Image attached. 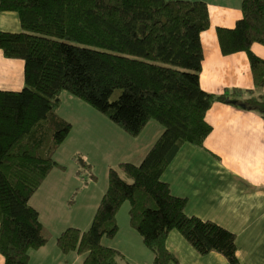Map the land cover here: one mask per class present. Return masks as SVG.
Segmentation results:
<instances>
[{
	"label": "trees",
	"instance_id": "obj_1",
	"mask_svg": "<svg viewBox=\"0 0 264 264\" xmlns=\"http://www.w3.org/2000/svg\"><path fill=\"white\" fill-rule=\"evenodd\" d=\"M19 15L21 32H0V50L25 63V86L0 90V254L6 264H32L46 246L31 198L57 168V152L72 123L57 109L68 92L139 136L152 120L163 133L140 164L112 168L109 185L86 231L68 228L57 239L81 264H122L106 239L119 231L117 213L128 202L131 225L155 256L170 264L167 238L177 230L202 256L222 254L239 264L235 234L186 212L163 175L184 144L202 148L213 130L207 112L230 103L264 115V94L231 99L201 86L202 34L211 27L209 5L191 0H0V13ZM235 27H218L223 55L246 52L256 86H264V0H243ZM238 94V91L233 93ZM232 94V95H233ZM119 250V251H118ZM131 264V263H127Z\"/></svg>",
	"mask_w": 264,
	"mask_h": 264
},
{
	"label": "crops",
	"instance_id": "obj_2",
	"mask_svg": "<svg viewBox=\"0 0 264 264\" xmlns=\"http://www.w3.org/2000/svg\"><path fill=\"white\" fill-rule=\"evenodd\" d=\"M192 1L207 3L211 18V27L202 34V88L212 94H231V99H235V91L240 99L249 98L251 94H264V86H256L248 54L223 55L219 43L217 28L236 26L243 18V0ZM4 31H22L17 13H0V32ZM252 51L264 60V45L255 43ZM24 70L23 60L7 58L0 50V90L23 89ZM206 120L213 130L203 147L184 144L165 171L163 180L169 184L173 195L187 199L189 215L215 222L235 234L239 264H264V115L235 104L217 102L207 112ZM162 133L163 126L155 120L150 121L136 137L145 141L137 143L139 145L123 158L133 163L137 159L142 161ZM71 144L76 145L70 133L56 155L58 163L65 168H55L40 189L47 184L57 189L63 186L60 183L64 178L59 177V173L67 170L65 157L75 164L72 160L74 152L69 148ZM40 189L31 198V204L39 211L41 221L42 209L51 220L56 195L51 188L48 193L39 195ZM134 236L140 252L148 259L152 251L137 233ZM167 248L175 257L170 264H230L217 252L202 256L177 230L170 232ZM30 254L32 264H63L61 258L67 257V253L57 243L52 246L50 240ZM131 261L139 264L142 258L131 257ZM0 264H6L1 254Z\"/></svg>",
	"mask_w": 264,
	"mask_h": 264
},
{
	"label": "rangeland",
	"instance_id": "obj_3",
	"mask_svg": "<svg viewBox=\"0 0 264 264\" xmlns=\"http://www.w3.org/2000/svg\"><path fill=\"white\" fill-rule=\"evenodd\" d=\"M233 96L239 98L238 94ZM252 96L251 94L250 97ZM61 99L57 113L73 125L71 137L76 145L71 144L69 148L74 152L72 160L75 164L70 163L66 156L67 170L59 173V177L64 178L60 183V186H63L57 189L47 184L39 192V195H44L51 188L56 195L55 197L53 193L56 205L51 220L43 209L41 212L43 230L50 233L52 246L68 228L76 227L81 231L90 228L108 188L110 170H120L123 163L129 162L123 156L145 141L143 138L131 136L108 116L70 93L64 92ZM137 160L134 164L141 163V159ZM61 188L63 189L60 192ZM129 207V203L125 202L119 209V231L114 239L105 238L106 242L120 250L119 262L122 264H133L131 257L137 260L142 258V263L139 264H154L153 252L148 254V259L140 252L137 238L134 236L135 233L139 234L130 223ZM61 259L63 264H81L84 256L77 252H68L67 257Z\"/></svg>",
	"mask_w": 264,
	"mask_h": 264
},
{
	"label": "water",
	"instance_id": "obj_4",
	"mask_svg": "<svg viewBox=\"0 0 264 264\" xmlns=\"http://www.w3.org/2000/svg\"><path fill=\"white\" fill-rule=\"evenodd\" d=\"M236 102H237L236 100L230 101L231 104H236Z\"/></svg>",
	"mask_w": 264,
	"mask_h": 264
}]
</instances>
